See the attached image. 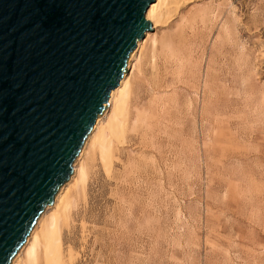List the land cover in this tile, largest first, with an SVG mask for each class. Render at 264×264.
Listing matches in <instances>:
<instances>
[{
  "label": "rangeland",
  "instance_id": "1",
  "mask_svg": "<svg viewBox=\"0 0 264 264\" xmlns=\"http://www.w3.org/2000/svg\"><path fill=\"white\" fill-rule=\"evenodd\" d=\"M158 31L160 88L150 45L134 74L138 105L171 106L177 93L186 116L208 92V119L191 126L197 140L199 122L211 127L208 145L188 149L178 178L150 179V195L138 175L160 172L152 147L126 142L111 174L92 162L65 224L66 263L264 264V0H192Z\"/></svg>",
  "mask_w": 264,
  "mask_h": 264
},
{
  "label": "water",
  "instance_id": "2",
  "mask_svg": "<svg viewBox=\"0 0 264 264\" xmlns=\"http://www.w3.org/2000/svg\"><path fill=\"white\" fill-rule=\"evenodd\" d=\"M154 0H0V264L72 172Z\"/></svg>",
  "mask_w": 264,
  "mask_h": 264
},
{
  "label": "bare ground",
  "instance_id": "3",
  "mask_svg": "<svg viewBox=\"0 0 264 264\" xmlns=\"http://www.w3.org/2000/svg\"><path fill=\"white\" fill-rule=\"evenodd\" d=\"M189 1L192 0H154L149 3L145 11V17L151 21L153 30L146 29L143 37L136 41V46L129 53L127 59L126 72L119 79L118 85L113 89L111 88L107 98V106L96 116L79 152L71 163L73 169L70 176L58 188L52 203L46 204L39 213L25 240L11 257L8 264H67L63 235L65 224L71 216L73 200L77 194L80 192L81 196L86 197L88 183L92 174V162L103 166L106 172L111 174L116 163V154L126 142L134 141L140 146L152 147L153 157L156 158L160 172L156 173L152 170L147 173L142 171L138 175L139 178L143 177L141 180V186L143 185L142 193L150 195V179L158 175L162 176L163 170L167 171L164 173L167 174L169 179L178 178L179 174L181 175L180 171L183 166L193 163V157L189 158L188 149L191 150L198 145H208L211 133V127L208 124L199 122L198 128L203 134V139L201 140L195 139L196 136L192 134L193 129H191L192 127L195 128L196 118L199 115H201V120L208 117L209 104L212 101V96L208 92L203 93L201 99L192 100L191 105L193 107L191 106L186 111V116H183L181 112L180 103L175 101L177 93L174 95L175 98H173L174 96H171L172 98L168 96L170 100L167 104L169 103L171 106H164L159 103L162 107H158L159 109L162 108V111H159L156 107L157 103L155 105L149 104L148 107L141 110L138 105L140 103V100H138L140 96L139 85L135 84L136 81L134 79L135 72L140 73L139 65L143 52L150 45H153L154 51L150 58V63L153 64L150 76L153 83L151 88H160V72L162 70L159 71V69L161 68L162 59L159 52L160 42L158 39H160V33L158 28L165 26L174 15L180 12L182 5ZM180 17L187 19L184 15H180ZM162 64L164 66V63ZM143 75L145 76V72ZM202 102L203 106L201 105V108H199ZM172 106L173 108H171ZM219 112H222V110ZM189 119L193 123H189ZM148 176L149 178L146 179ZM150 198L146 199L144 203L146 206L143 204V208L148 211H150ZM140 212L142 213L141 210Z\"/></svg>",
  "mask_w": 264,
  "mask_h": 264
}]
</instances>
